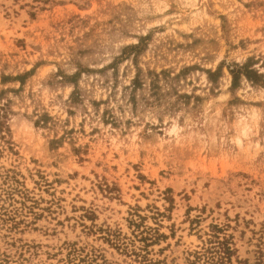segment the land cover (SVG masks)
<instances>
[{
  "label": "rangeland",
  "instance_id": "rangeland-1",
  "mask_svg": "<svg viewBox=\"0 0 264 264\" xmlns=\"http://www.w3.org/2000/svg\"><path fill=\"white\" fill-rule=\"evenodd\" d=\"M0 264H264V0H0Z\"/></svg>",
  "mask_w": 264,
  "mask_h": 264
},
{
  "label": "trees",
  "instance_id": "trees-1",
  "mask_svg": "<svg viewBox=\"0 0 264 264\" xmlns=\"http://www.w3.org/2000/svg\"><path fill=\"white\" fill-rule=\"evenodd\" d=\"M246 68V66H243V67H239V69L237 70V71H231V73H232V75H233V81H236L237 80V75L238 74H241V71L242 70H244ZM250 73H253V74H255V77H257L258 76V74H257V72H245V76L247 77V78H249L250 76ZM229 252H230V250H229V248L228 247H226L225 245H224V249H223V255H228L229 254ZM229 256V255H228Z\"/></svg>",
  "mask_w": 264,
  "mask_h": 264
}]
</instances>
